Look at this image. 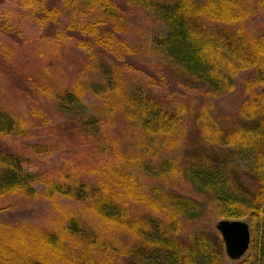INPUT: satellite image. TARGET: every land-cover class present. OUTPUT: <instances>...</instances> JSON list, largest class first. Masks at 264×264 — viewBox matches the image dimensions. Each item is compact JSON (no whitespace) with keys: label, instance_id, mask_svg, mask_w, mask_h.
<instances>
[{"label":"trees","instance_id":"1","mask_svg":"<svg viewBox=\"0 0 264 264\" xmlns=\"http://www.w3.org/2000/svg\"><path fill=\"white\" fill-rule=\"evenodd\" d=\"M15 1L38 10L42 29L61 27L54 40L75 42L87 61L63 83L38 65L36 48L23 43L12 15L0 10V60L19 62L29 104L22 112L0 89V203L20 197L50 203L57 213L45 227L0 219V264H264V34L254 37L247 27L264 0H177L170 7L155 0H59L58 8L50 0ZM119 1L167 24L160 45L171 70L201 86V96L191 109L168 90L167 75L133 73L131 86L122 68L110 65L112 75H101L106 90L95 93L100 112L58 130L47 108L69 112L81 104L100 63L97 51L124 66L136 57ZM254 69L243 122L228 130L215 101ZM193 130L196 154L180 165L166 153L179 151ZM242 154L252 161L245 171L234 164ZM56 157L60 167L40 169ZM148 172L174 190L145 187ZM244 179L258 185L255 192ZM199 195H208L207 210L219 221L249 224L247 257L228 258L221 235L202 219Z\"/></svg>","mask_w":264,"mask_h":264},{"label":"rangeland","instance_id":"2","mask_svg":"<svg viewBox=\"0 0 264 264\" xmlns=\"http://www.w3.org/2000/svg\"><path fill=\"white\" fill-rule=\"evenodd\" d=\"M155 1L164 3L165 6L170 7L176 3L177 0ZM118 3L120 11L126 19L125 38L135 50L136 57H128V65L124 66L122 64H117L107 53L100 50L97 51L100 63L96 64V73L92 75L91 79L88 81V93L83 97L81 104L73 111L69 112L47 108V115L58 130L61 129L62 124L66 123L68 125L72 119L80 117V115H83V117L84 115H91L93 110L100 112L98 108L102 107L103 101L102 98L98 97L95 93L106 90L101 75L106 71L110 72V65H116L122 68L125 73V84L131 86L133 85L132 77H134L135 74L142 78H146L149 75L156 76L159 73L167 75L170 80L168 90L171 93L179 95L187 107L191 109H193L194 105L196 106L200 98L199 96H201V86H196L186 81L171 70L170 63L160 45L168 36L169 29L167 24L161 21L159 22L153 14L148 11L136 7H128L123 1H119ZM48 4L50 8L60 7L59 0H50ZM0 10L12 15L16 28L20 30L21 33H24L21 37L23 43L26 41L30 47L36 48V52L33 53V56L38 65L41 67H48L52 72L55 74L57 73L63 83H67L76 72L84 68V63L87 61L86 54L75 46V42L66 44L64 42H56L54 38L56 34L60 32L61 27L54 26L42 29L38 24V10H25L22 6L18 5L15 0H0ZM247 27L249 33L254 37L263 35L264 11L259 12L257 17L247 24ZM22 40H20L21 43ZM28 54H31V52H28ZM20 71L19 62L11 66H6L0 60V89L8 93V102L12 104L18 103L19 105L17 106L24 112L29 104L25 101V95H23L25 86H23L24 83L19 78L21 77L19 75ZM256 75L257 72L255 69L242 73L237 80L236 89L224 95L223 98H219L215 101V105L217 106L216 109L218 110L217 116L222 120L226 129L232 130L243 122L239 112L247 100V96L244 93L245 84ZM0 99L2 98L0 97ZM66 129L67 127H64V130ZM186 139L187 142L179 147V151H169L166 153L169 158L175 159L180 165H184L188 157L190 158L196 154L195 146L191 145L192 143H198L196 131H191ZM217 152L218 151H212V156L217 154ZM234 162L236 168L244 171L249 168L252 163L249 156L245 154L239 155ZM61 164L60 158H50L44 160V164L40 166V169H55L60 167ZM228 167L227 172L230 173L233 166L229 164ZM142 180L145 183L143 184L145 187H148V189L159 187V189L167 194L171 190H174L171 188L165 191L166 188H163L162 183L152 179L149 172L142 177ZM243 182L250 186L252 192H255L258 188L256 183L249 182L248 179H244ZM181 190H184L182 185ZM198 198L200 199L198 200V205L204 212L202 214V219H204V222L209 223L210 228L216 232V224L219 220L214 218L215 213H213V211L209 212V210H207L209 209L207 205L209 204L211 206L208 195H199ZM56 217L57 213L53 210L52 205L47 202H33L20 197H10L0 203V219H4L14 225H19L22 222H31L42 227L52 226L56 221ZM248 255L249 253L247 256Z\"/></svg>","mask_w":264,"mask_h":264},{"label":"water","instance_id":"3","mask_svg":"<svg viewBox=\"0 0 264 264\" xmlns=\"http://www.w3.org/2000/svg\"><path fill=\"white\" fill-rule=\"evenodd\" d=\"M216 230L222 237L231 261H239L247 256L251 246V232L246 221L222 220L216 224Z\"/></svg>","mask_w":264,"mask_h":264}]
</instances>
